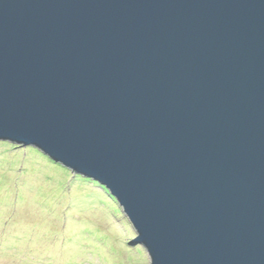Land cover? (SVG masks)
Returning a JSON list of instances; mask_svg holds the SVG:
<instances>
[{
	"label": "water",
	"instance_id": "water-1",
	"mask_svg": "<svg viewBox=\"0 0 264 264\" xmlns=\"http://www.w3.org/2000/svg\"><path fill=\"white\" fill-rule=\"evenodd\" d=\"M0 141L107 189L151 264H264V0H0Z\"/></svg>",
	"mask_w": 264,
	"mask_h": 264
},
{
	"label": "rangeland",
	"instance_id": "rangeland-1",
	"mask_svg": "<svg viewBox=\"0 0 264 264\" xmlns=\"http://www.w3.org/2000/svg\"><path fill=\"white\" fill-rule=\"evenodd\" d=\"M136 236L97 182L0 141V264H151L128 244Z\"/></svg>",
	"mask_w": 264,
	"mask_h": 264
},
{
	"label": "trees",
	"instance_id": "trees-1",
	"mask_svg": "<svg viewBox=\"0 0 264 264\" xmlns=\"http://www.w3.org/2000/svg\"><path fill=\"white\" fill-rule=\"evenodd\" d=\"M74 175L75 176H79V177L83 178L84 180H89V182H94V181H92V180H90L88 178H85V177L81 176V175H78V174H74ZM128 244L131 246L134 254H136L139 257L140 262L143 260V259H141L142 256H144L145 259H147L146 258V254H144V251H143V249L141 248V246L139 244L138 245L135 244L134 242H132V240ZM68 247H70V246H68ZM141 264H142V262H141Z\"/></svg>",
	"mask_w": 264,
	"mask_h": 264
},
{
	"label": "clouds",
	"instance_id": "clouds-1",
	"mask_svg": "<svg viewBox=\"0 0 264 264\" xmlns=\"http://www.w3.org/2000/svg\"><path fill=\"white\" fill-rule=\"evenodd\" d=\"M18 145V144H17ZM19 147H22V146H19ZM46 156V155H45ZM49 158V157H48ZM53 161V160H52ZM54 162V161H53ZM58 164V163H57ZM70 170V169H69ZM74 173V172H73ZM75 174V173H74ZM138 235V234H137Z\"/></svg>",
	"mask_w": 264,
	"mask_h": 264
},
{
	"label": "bare ground",
	"instance_id": "bare-ground-1",
	"mask_svg": "<svg viewBox=\"0 0 264 264\" xmlns=\"http://www.w3.org/2000/svg\"><path fill=\"white\" fill-rule=\"evenodd\" d=\"M122 210H123V212H124L123 206H122Z\"/></svg>",
	"mask_w": 264,
	"mask_h": 264
}]
</instances>
